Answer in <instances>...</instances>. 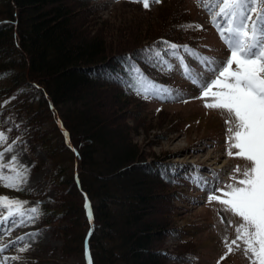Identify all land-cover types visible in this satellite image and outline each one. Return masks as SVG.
Wrapping results in <instances>:
<instances>
[{
	"label": "trees",
	"instance_id": "16d2710c",
	"mask_svg": "<svg viewBox=\"0 0 264 264\" xmlns=\"http://www.w3.org/2000/svg\"><path fill=\"white\" fill-rule=\"evenodd\" d=\"M94 1L0 0V74H7L0 78V108L8 113L5 103L15 101L14 110L23 119L14 132L38 142L57 166L53 181L67 196L58 194L53 206L42 200L39 210L46 224L56 220L63 230L66 261L86 264L89 237L93 264H165L171 254L160 248L176 231L170 214L178 200L177 182L148 161L127 129L102 128L96 107L105 88L114 93L116 106L137 100L126 87L134 76L125 58L132 57L152 78L157 65L138 54L166 38L161 26L151 23L142 28L140 22L139 27L127 22L120 29L109 20L98 22L92 9L98 10L99 4ZM51 121L52 132L44 130ZM76 160L79 181L73 168L70 173L58 163L73 165ZM128 170L137 178L122 179ZM61 219L64 223L58 224Z\"/></svg>",
	"mask_w": 264,
	"mask_h": 264
},
{
	"label": "rangeland",
	"instance_id": "374dc122",
	"mask_svg": "<svg viewBox=\"0 0 264 264\" xmlns=\"http://www.w3.org/2000/svg\"><path fill=\"white\" fill-rule=\"evenodd\" d=\"M94 2L92 6L95 7ZM149 2L150 7L145 9L141 2L132 0H97L95 3L99 4V9L95 8L99 11L90 9L94 11V15L100 17L96 19L98 22L109 20L120 29L127 22L132 23L130 27L140 22L142 28L151 23L156 27L161 26V35L170 43L186 45L202 56L214 58L216 61H225L229 57V49L210 22V16L203 7V0L200 4L197 0H162L159 4H153L151 0ZM83 13L86 11L83 10L81 14ZM184 25H200L201 28L185 30L182 27ZM93 29L98 30L96 26H93ZM184 58L197 73H202L206 79L211 78V74L204 71L195 60L186 55ZM171 63L174 65L172 71H161L157 66L152 79L167 88L178 89L187 103L179 100H146L137 96V100L130 101L127 106H116L114 93L105 88L98 97L100 104L96 107V112L103 122L101 127L116 125L127 129L131 132L130 138L133 142L148 155V161H155L157 165L166 167L176 178L175 189L179 194L170 219L177 230L162 242L163 247L160 249H165L171 254L170 258L166 257L165 264H250L244 253L245 245L242 240H237V244L232 245L233 251L228 252L227 244L236 239L235 227L240 223V218L226 211V206L218 201L209 202L208 188L198 186L195 182V178L203 177L211 186L216 183L218 176L219 187L223 188L232 183L230 174L239 176L233 169L237 166L241 169L247 166L246 161L235 155L237 150H232V156L227 154L229 125L225 121L230 117L224 110L206 108L205 103L212 102L211 97L197 98L202 96L200 88L184 78L175 59H172ZM138 103L142 104L141 108ZM14 105V100L5 103L4 109L9 110L8 113L2 112L3 109L0 108V131H5L8 135V143L16 141V147L12 152L5 153L4 160L8 162L13 155H17L18 161L29 168L27 183L23 188L29 191L30 195L25 197L20 191L0 186V196L24 202L23 210L39 208L42 200L50 202L53 206L56 203L54 197L58 194L67 196L61 187L54 184L53 180L57 178L54 169L57 170V166L38 142H30L14 132V129L20 128L23 119L17 116ZM56 118L60 123L59 115ZM48 123L43 129H50L52 132L54 123ZM110 135L113 142L119 144V138L115 137L114 133ZM63 152L69 155L68 152ZM66 158L67 156H64L63 160ZM58 163L62 167H68L66 169H69L70 173L73 168L75 176L78 175L79 160L73 165L70 162L64 165ZM127 178H137L135 171L128 170L126 177L122 179ZM215 194L221 199L224 198L221 192ZM5 215L7 214H0V219ZM154 216H157L156 213ZM145 220L148 221L147 218ZM55 221L46 224L39 216L35 223L17 226L6 235L0 236V248L16 242V245L0 254V260L6 259L7 264H76L75 260L66 261L63 258V230L58 229L59 225L57 226ZM62 223L64 222L61 219L58 224ZM29 233L38 235L29 239L26 235ZM22 236L30 245L28 250L23 252L19 250L22 244L18 240ZM13 257L18 259L13 260Z\"/></svg>",
	"mask_w": 264,
	"mask_h": 264
},
{
	"label": "snow or ice",
	"instance_id": "6c2138e0",
	"mask_svg": "<svg viewBox=\"0 0 264 264\" xmlns=\"http://www.w3.org/2000/svg\"><path fill=\"white\" fill-rule=\"evenodd\" d=\"M132 2H141L145 9L150 7L149 0ZM151 2L159 4L162 0ZM201 2L202 0H197L198 4ZM203 7L229 49L230 55L225 61L204 57L186 45L179 46L168 41L143 49L138 55L156 64L161 71H172L174 65L171 60L175 59L184 78L200 88L202 96L197 98L211 97L212 102H206L205 107L224 110L230 117L225 121L229 125L227 154L232 156V150H237L235 155L246 161L247 166L233 169L239 176L230 174L232 183L223 188L219 187L218 176L216 183L211 186L203 177L195 178V182L198 186L208 188L209 202L218 201L226 206V211L240 218V223L235 227L236 239L231 244L225 241L228 252L233 251L232 245H236L237 240H242L245 245L244 253L250 264H264V0H203ZM182 27L185 30L201 28L200 25ZM185 55L199 63L204 71L211 74V78L206 79L202 73L192 69L185 61ZM125 61L134 76V80L126 87L136 95L146 100H179L187 103L178 89L167 88L145 76L132 57L125 58ZM5 75L7 74H0V78ZM8 141L5 131H0V186L21 191L27 183L29 168L18 161L17 155L5 162V153L12 152L16 147L15 140L12 143ZM217 192H221L224 198L216 195ZM85 200L91 221V205L87 202V197ZM23 205L24 202L17 199L0 196V214H7L0 219V236L17 226L35 223L43 214L38 207L23 210ZM26 235L29 239H34L38 234ZM18 240L22 244L19 250L27 251L30 247L28 240L23 236ZM14 245L15 241L0 248V254ZM12 259L16 260L18 257ZM85 259L86 264H93L87 240ZM0 264H7V260H0Z\"/></svg>",
	"mask_w": 264,
	"mask_h": 264
}]
</instances>
